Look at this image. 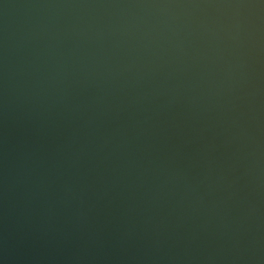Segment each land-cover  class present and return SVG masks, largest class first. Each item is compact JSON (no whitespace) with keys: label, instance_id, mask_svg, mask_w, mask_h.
I'll use <instances>...</instances> for the list:
<instances>
[{"label":"water","instance_id":"water-1","mask_svg":"<svg viewBox=\"0 0 264 264\" xmlns=\"http://www.w3.org/2000/svg\"><path fill=\"white\" fill-rule=\"evenodd\" d=\"M0 264H264V0H0Z\"/></svg>","mask_w":264,"mask_h":264}]
</instances>
